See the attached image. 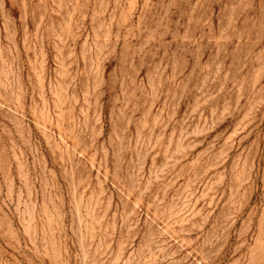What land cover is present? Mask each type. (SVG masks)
I'll use <instances>...</instances> for the list:
<instances>
[{"label":"rangeland","instance_id":"rangeland-1","mask_svg":"<svg viewBox=\"0 0 264 264\" xmlns=\"http://www.w3.org/2000/svg\"><path fill=\"white\" fill-rule=\"evenodd\" d=\"M0 264H264V0H0Z\"/></svg>","mask_w":264,"mask_h":264}]
</instances>
